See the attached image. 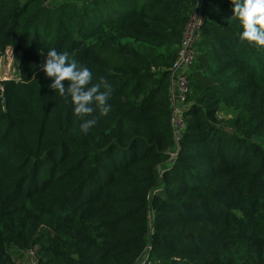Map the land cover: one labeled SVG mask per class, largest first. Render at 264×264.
<instances>
[{
  "label": "trees",
  "instance_id": "obj_1",
  "mask_svg": "<svg viewBox=\"0 0 264 264\" xmlns=\"http://www.w3.org/2000/svg\"><path fill=\"white\" fill-rule=\"evenodd\" d=\"M233 7L205 0L176 142L191 0H0V55L19 54L0 81V264H264V50ZM50 49L111 85L86 134L41 70Z\"/></svg>",
  "mask_w": 264,
  "mask_h": 264
},
{
  "label": "clouds",
  "instance_id": "obj_2",
  "mask_svg": "<svg viewBox=\"0 0 264 264\" xmlns=\"http://www.w3.org/2000/svg\"><path fill=\"white\" fill-rule=\"evenodd\" d=\"M231 2L234 5L231 19H238L243 28L240 41L248 42L258 51L264 50V0ZM41 70L53 80L49 85L50 89L55 90L66 101L70 98L73 114L82 121L80 129L83 133L86 134L96 125L97 117L93 116L94 112L103 117L111 111L108 103L112 93L111 85L104 78L92 84L91 70L79 64L74 57L70 58L68 52L48 50ZM64 81L68 82L67 87Z\"/></svg>",
  "mask_w": 264,
  "mask_h": 264
},
{
  "label": "built area",
  "instance_id": "obj_3",
  "mask_svg": "<svg viewBox=\"0 0 264 264\" xmlns=\"http://www.w3.org/2000/svg\"><path fill=\"white\" fill-rule=\"evenodd\" d=\"M204 5L205 0H191V8L181 33L176 60L170 67L168 100L170 125L176 142L186 125L184 112L189 107L187 98L190 93L188 76L196 56V43L204 23ZM9 79L18 81L19 74L18 76L10 77L0 76V81ZM176 154V151H172L171 159L175 158ZM33 253L32 248L27 252V255H33Z\"/></svg>",
  "mask_w": 264,
  "mask_h": 264
},
{
  "label": "rangeland",
  "instance_id": "obj_4",
  "mask_svg": "<svg viewBox=\"0 0 264 264\" xmlns=\"http://www.w3.org/2000/svg\"><path fill=\"white\" fill-rule=\"evenodd\" d=\"M19 54L14 52L10 46H7L4 50V53L0 56V76L10 77V76H18V67L17 61ZM33 255H25V257L18 261V263L25 261L33 262L35 260V248H33Z\"/></svg>",
  "mask_w": 264,
  "mask_h": 264
}]
</instances>
